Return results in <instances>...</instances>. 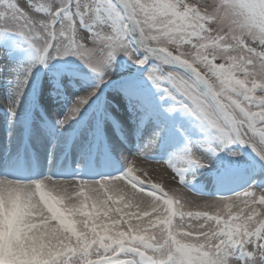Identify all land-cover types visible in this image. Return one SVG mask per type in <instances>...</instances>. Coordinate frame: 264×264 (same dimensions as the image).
<instances>
[{"label": "snow or ice", "instance_id": "snow-or-ice-1", "mask_svg": "<svg viewBox=\"0 0 264 264\" xmlns=\"http://www.w3.org/2000/svg\"><path fill=\"white\" fill-rule=\"evenodd\" d=\"M0 79V264H264V0H0Z\"/></svg>", "mask_w": 264, "mask_h": 264}, {"label": "bare ground", "instance_id": "bare-ground-1", "mask_svg": "<svg viewBox=\"0 0 264 264\" xmlns=\"http://www.w3.org/2000/svg\"><path fill=\"white\" fill-rule=\"evenodd\" d=\"M3 89H4L3 83H1V81H0V105H2L5 108H7V102H2V99H5L2 96ZM40 92H44V90H43L42 87H41ZM7 97H8V91L6 92V98ZM50 108H51V105H50V107H49L48 110H50ZM57 111L58 112H62V108H60V109L57 108ZM5 117L6 116H3L2 118H0V129H2L3 126H4ZM6 142H7V132H5V133H4V131L3 132H0V144L3 146ZM50 147L51 146L49 144H47L46 142L43 145V152L45 151V158L41 162L40 168H41L42 172H46V173L49 171V167H50V165H49V159L47 157V151H48V149ZM54 162L58 164V161H54ZM137 167L140 168L143 171L147 170L148 172H152L153 174H158V179L162 180L163 183H164V181L165 182L166 181L171 182V180L173 178L172 176L170 178V175L167 176L166 171H165L164 167L161 164H147V163L137 162ZM172 181L175 183L174 180H172ZM45 183H46L45 191H49L51 189V187H52V184L50 182H47V181ZM67 183L69 184V186H72L75 182H67ZM172 187H173V189L177 188V187H175V185H171V188ZM185 198L188 199V200H191L194 204H197V205H203L206 202L209 203V204L216 202V200H213V201L206 200V199H204L202 197H198V196H194L193 197V196L187 195V196H185ZM37 199H39V196L38 195H37ZM81 199H83V198H81ZM117 206L122 207V205H117Z\"/></svg>", "mask_w": 264, "mask_h": 264}, {"label": "rangeland", "instance_id": "rangeland-1", "mask_svg": "<svg viewBox=\"0 0 264 264\" xmlns=\"http://www.w3.org/2000/svg\"><path fill=\"white\" fill-rule=\"evenodd\" d=\"M21 2H22V4H24V0H21ZM33 2H39V0H33ZM26 6V5H25ZM33 15H38V14H36V13H32ZM0 81H1V83H3V87H4V89L5 90H7V85H6V83L2 80V79H0ZM4 89H3V94H2V96H3V98H5V99H2V102H7V98H6V93H5V91H4ZM40 98V100L41 99H43V101H44V104H45V102H47L46 100H45V98H46V96H45V94H42V97H41V95L39 96ZM138 159L137 158H131V162H130V165L134 168V169H138L140 172H142L143 174H144V176L147 178V179H149V180H152L154 183H156V184H159L165 191H167L168 193H169V195H172V190H173V187L171 188V185H175V187H177V188H179V186L178 185H176V183H174L172 180H173V178H172V180H171V182H169V181H164V183H163V181L162 180H160V179H158V174H153L152 172H148L147 171V174L145 173V171H143V170H141L140 168H138L137 167V161ZM166 174H167V176H169L168 175V172H166ZM170 178H171V175H170ZM181 191H184V190H182L181 189ZM189 191H187V192H185L184 191V195L185 196H187V195H189V196H192L191 194H189L188 193ZM194 197V196H193ZM206 200H211V201H213V200H215V198H207ZM207 203V202H206ZM191 210H193V211H198V210H203L202 208H199V207H197V204H194L193 203V207L191 208Z\"/></svg>", "mask_w": 264, "mask_h": 264}]
</instances>
